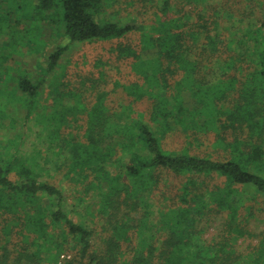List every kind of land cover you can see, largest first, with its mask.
<instances>
[{
    "label": "trees",
    "instance_id": "16d2710c",
    "mask_svg": "<svg viewBox=\"0 0 264 264\" xmlns=\"http://www.w3.org/2000/svg\"><path fill=\"white\" fill-rule=\"evenodd\" d=\"M31 1L32 16L48 15L68 43L50 54L39 79L20 73L8 82L26 113L22 141H0V264H58L72 250L75 264H264V230H250L264 215V0H124L134 7L129 22L102 16L121 0ZM95 42H109V54L129 67L136 81L115 87L130 103L151 102L147 118L132 115L130 103L109 107L103 90L86 108L81 93L60 89L62 80L50 81L58 94L50 111L32 117L39 105L47 109L45 79L63 54ZM69 95L74 104L57 108ZM79 112L84 126L66 130ZM176 131L188 145L164 148ZM211 133L224 157L190 152ZM34 134L45 147L32 140L26 151ZM56 173L70 184L71 201L42 179ZM163 176L183 178L174 194Z\"/></svg>",
    "mask_w": 264,
    "mask_h": 264
},
{
    "label": "rangeland",
    "instance_id": "374dc122",
    "mask_svg": "<svg viewBox=\"0 0 264 264\" xmlns=\"http://www.w3.org/2000/svg\"><path fill=\"white\" fill-rule=\"evenodd\" d=\"M104 1L106 3V0ZM112 2L113 0H110L106 4H111ZM35 5L31 0H0V111L4 116L0 121V141H6L8 137L22 141L20 137L25 129L23 118L26 110L22 107L21 103L16 102L15 95L9 94L12 86L8 82L12 83L11 81L18 78L20 73H23L31 80L39 79L41 73L44 72L43 67L49 61L50 54L60 46L68 43V39L60 34L62 26L50 20L48 15L43 20L35 19V15L32 16V14H35ZM131 7L125 6L124 0H121L112 9H110L111 7L107 8V10L110 9L108 14L103 13L102 16L129 22L134 18L132 16L133 13H128V9ZM132 38H135V36L133 35ZM32 41H34L35 46L30 45ZM109 46V42L71 45L69 51L61 57L57 71L51 72L46 76L45 80L47 81L45 82L40 99L43 104L48 105L47 109L39 105L32 117H35L39 112L44 110L50 111L53 98L58 97L57 92L50 90L51 80H62L64 84L59 87L63 91H68L69 94L81 93L78 100L86 108L94 102L97 92H101L102 90L108 92L107 104L109 107L118 109L120 106L129 104L130 98L120 87L116 88L115 83H130L136 80L133 79L134 76L130 74L129 67L125 63L117 62L109 54ZM75 101L76 98L73 95L62 97L61 104L57 108L60 109L61 105H73ZM130 104L133 107V110L130 112L132 115L141 117L144 115L147 118L151 102L143 100ZM84 117V112H79L77 116H70V121L66 124V130H81V126H84L85 123ZM12 119L16 120L15 128L9 126ZM34 121L35 119H33ZM35 124L34 122V131L39 129V126ZM32 140H34L36 146L45 147L44 143H40L37 140L36 134H34L31 135L30 141L23 143V148L26 151H32L30 149ZM214 141L215 136L212 133L207 136H200L199 139L193 141V146L189 145L191 148L190 152L200 155L224 157V152L215 151ZM186 142V137L181 132L176 131L167 135L163 146L169 150L181 149L188 145ZM52 165L54 166L53 161ZM162 178L164 179L162 187L170 195L177 191L183 181V178L180 177L163 176ZM42 179H48L51 183L64 188L66 195L70 197L69 201H71V186L61 173H56L50 177L44 176ZM80 212L83 211L80 209ZM85 215L87 214L85 213ZM70 216L76 221L79 220V215L74 212ZM88 218H91V216L88 215ZM96 221L97 223L93 225L96 232L93 235L92 243L94 244V248L99 251L102 247L101 230L99 221L97 219ZM250 230L256 234L264 230V215L257 216L255 220H252ZM215 231V226L209 227L206 236L211 237ZM257 240V237L245 240L241 239L239 249L241 251L248 250ZM76 259L77 257L72 250L67 256L60 258L58 264H66L68 262H71L69 264H75Z\"/></svg>",
    "mask_w": 264,
    "mask_h": 264
}]
</instances>
